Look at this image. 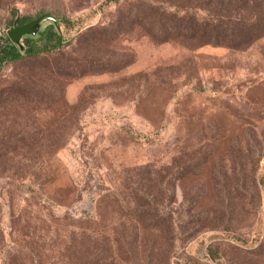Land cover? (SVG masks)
<instances>
[{"label":"rangeland","instance_id":"1","mask_svg":"<svg viewBox=\"0 0 264 264\" xmlns=\"http://www.w3.org/2000/svg\"><path fill=\"white\" fill-rule=\"evenodd\" d=\"M260 7L0 0V40L39 15L62 37L0 69V264H264V34L154 40L176 15L238 38Z\"/></svg>","mask_w":264,"mask_h":264},{"label":"trees","instance_id":"2","mask_svg":"<svg viewBox=\"0 0 264 264\" xmlns=\"http://www.w3.org/2000/svg\"><path fill=\"white\" fill-rule=\"evenodd\" d=\"M237 1L245 2L247 0ZM260 8H257L251 15H248V18L245 16L237 24L236 30L240 33V37L238 38L233 36V26L229 20L222 22L206 17L191 21L188 16H185V20L180 22L179 18H177L178 16L175 14L177 17L171 16L175 22L170 21L168 24H163L158 31L161 34L158 33L160 39L154 37V40L160 42L169 39L180 40L187 45L190 44L193 46L202 44L222 45L225 47L244 46L257 36L264 34V7ZM154 14L156 15V13ZM157 17H154L155 19L150 24L151 27L158 24ZM27 21L29 20L25 18H16L14 20L15 24L18 25ZM121 24V22H116L113 28L109 26L104 29H99L97 30L96 36L103 37V35L98 34L103 32L109 33V36L114 38L117 36L115 34L121 32ZM151 36L153 38V35ZM61 45L62 37L54 29L52 23L37 30L33 35H23L20 38L19 45L11 42L7 36H3L0 40V69L5 64L15 63L22 59H39L41 55L57 52L61 48ZM9 153L10 151H2L0 149V160L9 159L7 157Z\"/></svg>","mask_w":264,"mask_h":264},{"label":"water","instance_id":"3","mask_svg":"<svg viewBox=\"0 0 264 264\" xmlns=\"http://www.w3.org/2000/svg\"><path fill=\"white\" fill-rule=\"evenodd\" d=\"M49 19L50 21H53V18L47 16V15H39L34 19H31L25 23L22 24H15V22L12 23V25L6 30V36L8 39L13 42L17 43L19 45L20 38L23 35H33L37 30H35V27L37 24L44 20ZM35 30V31H34Z\"/></svg>","mask_w":264,"mask_h":264}]
</instances>
